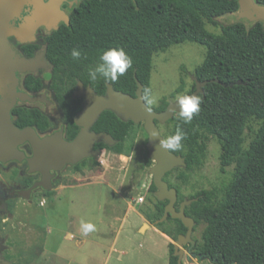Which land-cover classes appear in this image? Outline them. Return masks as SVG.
Listing matches in <instances>:
<instances>
[{
	"label": "trees",
	"instance_id": "1",
	"mask_svg": "<svg viewBox=\"0 0 264 264\" xmlns=\"http://www.w3.org/2000/svg\"><path fill=\"white\" fill-rule=\"evenodd\" d=\"M255 1L264 5V0ZM238 7V0H84V38H53L48 50L61 48L65 56V49L83 42L84 72L88 77V70L100 62L103 50L123 48L133 65L109 83L116 90L135 95L134 69L143 89L151 88L155 52L185 41L203 45L204 59L191 75L199 81L217 78L231 85L206 83L203 93L198 94L201 110L193 115L191 123L184 124L176 113L164 124L168 127L164 139L175 133L178 124L182 128L183 149L175 154H181L186 163L167 172L164 179L177 189V208L185 198H197L185 207V213L196 221L194 230L204 225L193 248L196 253L211 257L216 264H264V21L246 24L238 19L222 25L217 34L206 28V22L216 25V17L235 14ZM88 82L98 93H105L102 78L91 81L88 77ZM184 89L182 79L174 93L180 96L194 91L195 81L192 79L190 89ZM169 101L163 98L158 107L151 108L161 111ZM253 119L259 125L244 148V132ZM137 127L107 109L92 129L116 141L113 145L98 141L99 149L122 153L130 150L127 142ZM210 136L220 144L221 170L234 165L232 176L219 186L202 188L186 197L181 186L188 184L190 173L204 164ZM146 161L152 160L146 156ZM173 173L174 182L169 179ZM149 189L156 190L153 182ZM167 202L156 197L153 208L142 213L152 223L163 215ZM156 227L173 239L187 230L179 219L170 216ZM169 246V264H178L174 245Z\"/></svg>",
	"mask_w": 264,
	"mask_h": 264
},
{
	"label": "rangeland",
	"instance_id": "2",
	"mask_svg": "<svg viewBox=\"0 0 264 264\" xmlns=\"http://www.w3.org/2000/svg\"><path fill=\"white\" fill-rule=\"evenodd\" d=\"M216 20V25L206 22V28L217 34L222 25L238 18L225 14ZM205 49L199 43L185 41L153 54L151 89L159 101L152 107H158L163 98L175 100L179 93L174 91L182 79L184 91L190 89L191 74L203 61ZM164 124L159 125L162 135L168 132ZM258 125L254 119L248 122L244 148L253 139ZM131 138L127 142L130 150L122 153L106 150L96 159L97 163L87 160L82 166L68 168L47 198L21 204V215L18 214L15 223H23V238L14 248L19 261L16 264H169L173 238L161 234L142 213L151 210L156 201L155 191L149 189L152 182L149 169L154 161H146L147 134L142 123H138ZM220 151L218 140L210 136L204 164L190 173L188 184L181 186L184 196L219 186L231 178L234 165L222 171ZM169 179L174 182V173ZM81 220L93 223L96 230L83 235ZM203 226L199 224L193 231L195 240L200 238ZM114 237L116 241L111 248ZM183 264L216 263L205 257L184 256Z\"/></svg>",
	"mask_w": 264,
	"mask_h": 264
},
{
	"label": "flooded vegetation",
	"instance_id": "3",
	"mask_svg": "<svg viewBox=\"0 0 264 264\" xmlns=\"http://www.w3.org/2000/svg\"><path fill=\"white\" fill-rule=\"evenodd\" d=\"M54 7L59 18H54L49 24L36 25L29 39L21 40L15 34L7 36L12 59L26 60L30 65L14 67L10 78L3 77L0 69V113L6 105L13 125L21 129L31 127L41 138L60 133L65 141L70 142L83 128L75 118L84 110V90L91 87L98 95H104L106 91L100 94L88 82L84 72L83 42L74 47L82 52L79 61L71 57L73 48L65 49V56L61 54V48L48 50L53 38H84V0H54ZM32 11L33 6L26 5L20 16L11 21L12 25L19 26ZM92 126L90 130L94 131ZM93 149L101 154L108 150L99 149L97 142ZM15 155L0 159V264L19 262L14 248L16 246L17 249L23 238V223H15L21 204L24 201L33 203L40 197L47 198L64 171L97 159L89 155L76 163L68 161L60 168H49L44 174L41 169L30 165L34 148L29 140L16 145ZM42 181L47 187L40 184ZM189 246L190 243L184 248ZM198 255L196 253L195 257L199 258ZM205 258L212 260L211 257Z\"/></svg>",
	"mask_w": 264,
	"mask_h": 264
},
{
	"label": "water",
	"instance_id": "4",
	"mask_svg": "<svg viewBox=\"0 0 264 264\" xmlns=\"http://www.w3.org/2000/svg\"><path fill=\"white\" fill-rule=\"evenodd\" d=\"M238 10L235 16L242 19L255 22L264 21V5L257 3L255 0H238ZM26 5L33 6L31 14L24 17V21L19 26L12 25L11 21L19 17ZM54 0L48 2L44 0H0V69L3 77L10 78L11 71L14 67H28L29 61L13 60L11 50L6 42L9 34H15L21 40L30 38L31 31L39 23H48L54 18L58 19V13L54 11ZM136 81L135 95L116 90L109 82L106 83V93L98 95L94 93L91 87L84 90L85 104L84 110L76 115V122L83 128L77 136L70 142L65 141L60 133L41 138L31 127L19 128L9 121V113L7 106L3 105L0 113V159L15 155V147L18 143L29 140L34 148V156L30 158V165L33 168L41 169L44 174L49 168H60L65 162L76 163L77 161L93 155L99 158L100 151L94 150L93 146L98 141L113 143L112 136L105 132L91 131V126L95 123L99 115L104 110H112L124 120H131L134 123H142L148 137L146 148L148 157L154 161L149 172L152 174V182L156 187L155 193L158 200H167L163 215L152 222L154 226L168 219L170 216L179 219L187 228L185 233H180L174 240V252L177 256L178 264H183L184 256L186 258L195 257L196 252L192 251V246L196 244V240L192 237L196 221L185 213V207L197 198H185L179 203L178 208V192L175 187H170L164 179L167 172L175 167H184L186 163L181 154L171 153L166 149L159 147V139L163 140L157 121L160 124L166 123L168 120L178 113L177 102L170 100L165 109L156 111L151 108L149 110L145 102L141 99L143 84L139 81L135 74ZM5 75V76H4ZM195 81V90L183 95H192L203 93L202 87L211 81L221 83L224 86L231 84L223 83L219 79H206L199 81L191 75ZM177 107V110L174 108ZM157 132L159 137H152L153 132ZM16 156V155H15ZM40 184L47 187L45 182ZM145 225V223L143 224ZM190 243L187 249L184 245ZM200 259L204 255H198Z\"/></svg>",
	"mask_w": 264,
	"mask_h": 264
},
{
	"label": "clouds",
	"instance_id": "5",
	"mask_svg": "<svg viewBox=\"0 0 264 264\" xmlns=\"http://www.w3.org/2000/svg\"><path fill=\"white\" fill-rule=\"evenodd\" d=\"M73 60L79 61L82 58V52L76 48L71 51ZM99 63L88 70V77L91 81L102 78L105 82H115L119 76H122L133 65L132 58L123 50V48H107L99 55ZM141 99L145 102L147 108L156 105L159 97L153 95L152 89L146 87L141 92ZM178 120L184 124L191 123L193 115L201 110L202 98L198 94L177 96ZM177 107H174L177 110ZM152 137H159L157 132L151 134ZM185 135L178 124L175 133L167 138L159 139V147L168 150L171 153L179 152L183 149ZM80 229L83 235H88L96 230V226L91 222L80 221Z\"/></svg>",
	"mask_w": 264,
	"mask_h": 264
},
{
	"label": "crops",
	"instance_id": "6",
	"mask_svg": "<svg viewBox=\"0 0 264 264\" xmlns=\"http://www.w3.org/2000/svg\"><path fill=\"white\" fill-rule=\"evenodd\" d=\"M143 226H144V225H143ZM142 228H143V227H141V229H142ZM160 232H161V234H163V235L169 237L167 234L163 233L162 231H160ZM115 241H116V239H115V237H114V239L112 240V243H111V248H114V243H115ZM97 245H99V242H97Z\"/></svg>",
	"mask_w": 264,
	"mask_h": 264
}]
</instances>
